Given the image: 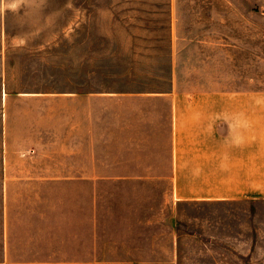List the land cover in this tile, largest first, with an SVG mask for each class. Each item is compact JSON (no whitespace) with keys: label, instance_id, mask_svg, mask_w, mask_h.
<instances>
[{"label":"rangeland","instance_id":"rangeland-1","mask_svg":"<svg viewBox=\"0 0 264 264\" xmlns=\"http://www.w3.org/2000/svg\"><path fill=\"white\" fill-rule=\"evenodd\" d=\"M174 26L264 88V0H0V264H264V200L47 179L105 175L104 99L62 96L167 89Z\"/></svg>","mask_w":264,"mask_h":264},{"label":"crops","instance_id":"crops-1","mask_svg":"<svg viewBox=\"0 0 264 264\" xmlns=\"http://www.w3.org/2000/svg\"><path fill=\"white\" fill-rule=\"evenodd\" d=\"M171 33L167 89L78 88L65 93L72 98L62 96L72 100L79 121L82 94L88 92L89 103L104 99L105 175L93 169V175L52 174L48 180L167 181L166 202L175 205L264 200V88L249 70L239 74L231 55L211 57L196 39L180 45L184 38L175 26ZM214 62L215 76L209 71Z\"/></svg>","mask_w":264,"mask_h":264}]
</instances>
